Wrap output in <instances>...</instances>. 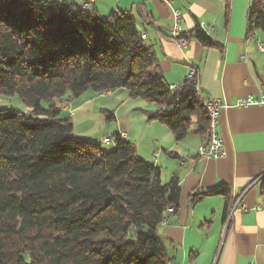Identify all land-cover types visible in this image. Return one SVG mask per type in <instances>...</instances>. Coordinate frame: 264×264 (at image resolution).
I'll list each match as a JSON object with an SVG mask.
<instances>
[{"label":"trees","instance_id":"obj_1","mask_svg":"<svg viewBox=\"0 0 264 264\" xmlns=\"http://www.w3.org/2000/svg\"><path fill=\"white\" fill-rule=\"evenodd\" d=\"M247 27L264 35V0H249ZM190 36L214 46L199 26ZM141 38L121 10L100 17L63 0H0V95H17L29 109H0V264H170L158 227L168 210L178 213V177L162 183L119 135L108 152L74 136L58 105L40 107L125 89L154 105L147 119L175 141L192 124L208 137L195 77L169 91ZM259 182L264 190V176ZM215 195L225 198V220L234 203L226 186L192 202Z\"/></svg>","mask_w":264,"mask_h":264},{"label":"crops","instance_id":"obj_2","mask_svg":"<svg viewBox=\"0 0 264 264\" xmlns=\"http://www.w3.org/2000/svg\"><path fill=\"white\" fill-rule=\"evenodd\" d=\"M63 1L78 6L86 2L100 17L117 10L130 13L144 45L154 52L166 87L180 85L194 67L203 103L219 99L227 106L216 130L224 156L199 159L197 149L208 141L206 134H196L192 124L185 138L175 141L165 125L147 119L145 111H153L154 105L131 99L125 89L94 93V101H79L84 92L66 98L67 105L65 98L47 104L58 105L59 116L72 124L76 137L113 149L119 135L140 159L160 170L162 183L178 177V213L158 227L170 264H264V190L259 182L264 176V107H235L247 95H264V51L257 49V43L264 47V35L248 31L249 0H231L227 16L225 0ZM174 11L180 13L179 31L186 40L181 46L170 39ZM200 24L213 28L206 34L214 46L204 47L190 36ZM89 111H94V125ZM104 112L113 114L111 122H104ZM84 115L83 125L73 124ZM219 185L234 200L225 220L222 195L192 202L196 194Z\"/></svg>","mask_w":264,"mask_h":264},{"label":"built area","instance_id":"obj_3","mask_svg":"<svg viewBox=\"0 0 264 264\" xmlns=\"http://www.w3.org/2000/svg\"><path fill=\"white\" fill-rule=\"evenodd\" d=\"M163 1L167 2L166 0H163ZM87 6L88 5L86 2L80 5L82 9H87ZM172 17H173V26H172V30L170 33V39H172L179 46H181L184 44L186 40L183 37H181L180 31H179L180 13L178 11H174L172 13ZM199 28L203 33H207L208 31L213 32V28L207 27L204 24H200ZM257 49L260 52L264 51V47L259 43H257ZM241 60L245 62L246 58L243 56ZM194 73H195L194 67L190 68L184 80H189V81L193 80ZM171 86H173L174 91H176L179 87V85H171ZM207 104L209 105L211 112L216 114V130H217L218 118L220 116V113L227 106L224 103H222L219 99L208 100ZM235 107L237 108L264 107V97H261L260 95L258 97H254L253 95H247L241 98L238 101V103H236ZM108 142H109V139L103 140V143H108ZM223 156H224L223 145L217 136V132H216V137L214 139H210L206 143H203L202 146L199 148V150H197V157L201 160H217ZM155 157L156 155H154V158ZM234 207L232 208V211L234 210ZM171 215H172V212H169L168 210L167 211V221L164 222V226L168 223Z\"/></svg>","mask_w":264,"mask_h":264},{"label":"rangeland","instance_id":"obj_4","mask_svg":"<svg viewBox=\"0 0 264 264\" xmlns=\"http://www.w3.org/2000/svg\"><path fill=\"white\" fill-rule=\"evenodd\" d=\"M103 93L104 92H102L101 94H103ZM66 98H68L70 100L72 99V98H69V97H66ZM66 98H65V101H63V105H67V103H68V101H67L68 99L66 100ZM89 100H93L94 101V92L92 90L86 91V93L82 97H80L79 101L83 102V101H89ZM47 103L48 102H46L45 100L41 101L40 102V107L43 108V109H47L48 108V104ZM138 103H141V102H138ZM0 109H14V110H17V111L22 112L24 114H28L29 113V109L26 108V106L23 104V102L20 100V98L17 95L8 96V97L0 95ZM111 112H113V111H111ZM89 118L91 120V123L94 125V111H89ZM84 120H85V115L84 116H80L79 118H74L73 124H75V125H83ZM103 120L106 123V121L104 119V115H103ZM103 148H104V150H106L108 152L112 151V149H110L106 145H104Z\"/></svg>","mask_w":264,"mask_h":264},{"label":"bare ground","instance_id":"obj_5","mask_svg":"<svg viewBox=\"0 0 264 264\" xmlns=\"http://www.w3.org/2000/svg\"><path fill=\"white\" fill-rule=\"evenodd\" d=\"M194 77H195V73L193 74V79ZM168 90L173 92L174 91L173 86L171 85L168 86ZM261 97H264V95H261ZM204 109L206 111L207 118H208V130H209L208 140L214 139L216 137V114L211 112L210 107L207 104V102L204 103ZM201 146H199L197 150H199ZM169 212H172V210L170 209ZM166 221H167V214L162 221V226H164V222Z\"/></svg>","mask_w":264,"mask_h":264}]
</instances>
